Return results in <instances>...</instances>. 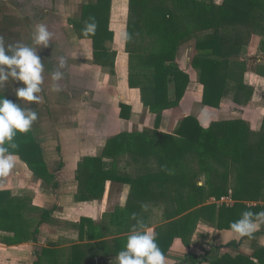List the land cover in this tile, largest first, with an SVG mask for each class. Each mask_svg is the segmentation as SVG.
Instances as JSON below:
<instances>
[{
    "label": "trees",
    "instance_id": "16d2710c",
    "mask_svg": "<svg viewBox=\"0 0 264 264\" xmlns=\"http://www.w3.org/2000/svg\"><path fill=\"white\" fill-rule=\"evenodd\" d=\"M110 1L84 5L81 19L84 29L95 20V31L85 34L92 39L95 61L113 73L116 50L106 45L113 38L108 27ZM128 8L127 82L130 88L139 89L142 104L155 114V126L109 139L103 154L113 159L110 170L104 168L102 157L84 160L87 171L78 198L102 196L110 179L129 184L130 191L125 205L108 215V223L81 218L75 224L82 239L85 235L95 242L84 244V249L73 244L66 264H107L111 255L117 257L136 224L134 213L148 227L155 225L156 242L166 255L177 238L189 245L200 222L230 230L244 211H264V204L259 203L264 201V120L260 130L254 131L243 119L215 120L204 127L186 115L172 133L157 130L162 112L178 105L190 82L176 56L178 47L191 39L195 50L191 66L202 85V103L219 108L225 98L238 105L251 100L253 88L244 76L247 62L238 56L245 45L244 27L250 33L252 29L264 33V0H222L219 4L213 0H128ZM120 107V116L127 118L130 105ZM14 142L18 147L11 152L18 153L36 176L46 179L49 174L41 149L29 134L17 133ZM121 158L132 172L117 174ZM222 196H230L233 203L212 202ZM154 208L161 214L152 222ZM34 211L25 197L0 190V230L8 233L4 237L7 244L34 237L53 209H42L38 220L28 214ZM110 233L117 236L108 242L104 237ZM55 252L50 244L40 255L46 264H57ZM87 253L90 258L84 261ZM252 258L224 255L210 264H264V249ZM41 259L33 264H40ZM191 260L201 261L188 253L186 261Z\"/></svg>",
    "mask_w": 264,
    "mask_h": 264
},
{
    "label": "crops",
    "instance_id": "0c3cea01",
    "mask_svg": "<svg viewBox=\"0 0 264 264\" xmlns=\"http://www.w3.org/2000/svg\"><path fill=\"white\" fill-rule=\"evenodd\" d=\"M96 1L0 0V35L4 36L6 44L21 42L31 45V35L36 24H44L53 34L48 47L33 45L37 47V54L44 64L42 101L36 103L19 100L15 96V89L22 84L11 79L0 88L1 95L18 103L22 108H31L36 113L40 110L41 115L43 114L42 110L45 109L46 115L37 118L29 131L33 135L31 138L41 149V155L49 175L46 177L47 180L39 178L18 153L12 152L14 167L8 174L0 175V190H7L12 196L25 197L26 205L35 208L34 212H30V216L35 220L39 219L35 206L37 201L40 200L39 202L42 203L40 207L47 210L53 209L52 204L55 203L58 207V213L52 212L51 218L52 220L53 218L63 219V223H65V228L61 227L57 234L51 233L42 236L45 232L42 234L38 232L34 237L14 244H7L4 237L8 233L0 230V264H33L37 260L35 258L37 251L40 254L42 249L50 246V244L53 245L56 249L55 253L58 254L57 264H66L73 244H81V248H83L85 247L84 244L95 242L88 241L85 235L82 239L75 224L81 218L90 219L100 225L103 224L101 220L108 223V215L116 208L123 207L126 203L125 198L127 201L130 185L115 179L105 182L102 196L91 199L78 198L79 189L82 188V182L87 171L82 165L84 160L102 157L104 168L110 170L113 159L103 154L106 143L118 134L145 130L143 128L135 130L133 127L126 128V126L138 116L139 107L137 106L141 105L142 109L146 108L145 110L149 112L141 102L139 89L129 88L128 83L125 84L127 81L125 74L128 72L127 56L124 49L118 47H113L116 50L114 74L116 71L120 80H112L116 93L110 90L111 93L107 99L105 97L104 99L100 98L101 100L95 95H103L102 91L109 87L107 85L108 78L104 77L107 72L103 71L107 67H102L94 59L92 39L87 37L85 29L82 27L85 25V21L81 19V11L84 5ZM127 14L128 0L110 1L108 27L113 33L112 40L116 39L115 30L117 27H126ZM112 40L106 41V45L110 46L113 43ZM114 42L116 43L115 40ZM60 57H64L67 62L64 68L59 69L63 72L62 79L55 83L59 85L60 89L63 87L65 91L54 92L51 90L54 83L51 74L58 69ZM250 58L253 59L254 57L250 56ZM247 59L245 58L246 61ZM256 59L258 61V58ZM254 61L252 63H255ZM117 62L120 63L117 64ZM181 69L183 68L181 67ZM191 69L195 71L193 68ZM255 69L253 70L255 71ZM253 70L251 69L245 75V80L253 88L249 105L257 107L260 113L259 127L250 128L258 131L264 120V76L255 73L256 71ZM185 71L190 77V82L180 100L185 102L181 106L184 115L177 118L172 123L173 128L166 132L168 127L164 130L161 129L162 125L167 126L166 122L170 123L166 117L164 118L166 115L164 112L168 111L165 110L161 114L158 131L172 133L177 128L179 121L186 115L194 116L204 127L215 120H247V117L242 114L243 105H238L230 99H223L219 108L204 105L202 103V85L198 82L196 72L193 77L191 70ZM114 74H111V77L114 78ZM194 81L200 84V93L197 91L198 88L194 87ZM120 84L125 85V87H121L122 92H120V88H117ZM71 91H74L76 95L66 97L65 94L68 95V92ZM88 91H92V94L95 95L92 99H88ZM115 97L118 100L116 102ZM120 98L121 100H119ZM125 98L128 100L122 101ZM121 104H127L131 107L127 118L120 116ZM229 104L232 105V110L229 113L233 116L228 118L211 116L215 113L219 115L223 105ZM152 115V128L154 129L155 114ZM202 115L205 117L210 115L208 117L210 120L205 123L201 119ZM114 127L121 128V130L115 132ZM132 171L133 168L125 163V158L119 159L117 174ZM54 183H56L55 186ZM248 203L256 204V202ZM259 203L264 204V201ZM49 222L46 228H50ZM51 228L55 227L51 226ZM114 236L117 234L110 233L104 239L111 240ZM43 240L45 241L43 242ZM39 244L40 248L38 247ZM263 249L264 224H261L259 229L251 235L238 237L231 230H217L207 223L200 222L190 239L189 245H183L182 240L177 238L165 257L167 258L166 264H210V262L224 255L235 257L241 254L252 258L255 252ZM188 253L198 257L201 261L196 260L197 262L193 263L191 260L187 263L186 255ZM89 258L87 253L84 261ZM184 259L185 261H183ZM252 259L256 261V259ZM41 261L42 264H46V259H41ZM108 261L117 264L115 255H111ZM100 262L103 263V260L101 259Z\"/></svg>",
    "mask_w": 264,
    "mask_h": 264
},
{
    "label": "clouds",
    "instance_id": "9594fccd",
    "mask_svg": "<svg viewBox=\"0 0 264 264\" xmlns=\"http://www.w3.org/2000/svg\"><path fill=\"white\" fill-rule=\"evenodd\" d=\"M95 20L86 26V32H94ZM52 33L44 24H36L32 31V44L16 42L6 44L4 36L0 35V88L10 79L19 82L22 86L15 89V96L19 100L39 103L43 97L44 64L37 54L39 47H48ZM128 39L127 34L123 37ZM66 59L60 57L58 69L51 74L54 82L51 90L59 92L61 89L56 81L63 77L59 69L65 67ZM38 116L31 108H22L18 103L0 95V175H6L14 167V160L11 149L18 145L14 142L17 133L28 132ZM126 202V198H125ZM147 210V205L143 206ZM136 219L130 234L127 236L124 248L117 254V264H166V257L156 242V233L144 222ZM261 224H264V211L253 213L244 211L241 217L232 222L230 230L238 237L251 235L257 231Z\"/></svg>",
    "mask_w": 264,
    "mask_h": 264
},
{
    "label": "rangeland",
    "instance_id": "374dc122",
    "mask_svg": "<svg viewBox=\"0 0 264 264\" xmlns=\"http://www.w3.org/2000/svg\"><path fill=\"white\" fill-rule=\"evenodd\" d=\"M213 1L215 3H218L219 4L222 0H213ZM128 11H129V8H128ZM115 31H116V36H115L116 39H114V40L116 41V43L114 42V40H112L113 43L110 44V46L107 45V47L110 50H114V48H117V47L118 48H121V49H124V52H125V54L127 56V61L126 62H127V66H128V53L126 51V40L123 38L124 37V34H126V27L125 26H123V27H117ZM207 32H210V31H207ZM242 33H243V36H244V44L245 45H244V48H243L242 52L238 56V58L239 59L248 58L247 61H246L247 62V71L245 72L244 76L247 73H249L251 71V69L253 70L255 68H256L255 69L256 72L253 70L255 73L264 76L263 75L264 74V68L260 67L261 63L264 62V33L263 32H260V31L253 30V29L251 30V33H250V31L248 29H246L245 27L242 29ZM147 43L148 42H145V44H147ZM194 54H195V50H194V39H191L190 41L185 42V43L181 44L178 47L177 56H176V59H177V62L179 63V66H181L184 71L185 70H191V72L193 74V77L195 76V71H192V69H191L192 68V66H191V60H192V57H193ZM250 56H252V58L253 57L254 58L251 59ZM255 58H258V61L261 62V63H259L257 61V59L255 60ZM252 61H254L255 63H252ZM119 63L120 62H117V64H119ZM102 67L105 68L104 65H102ZM117 69H118V67H117ZM261 69L263 70V72L260 73ZM103 71L104 72H107V75L108 76L105 75L104 77L108 78L107 85H109V87L107 89H105V90L102 91L103 92V95H97V94H95L97 97H99L98 99H100V98H103L104 99L105 97L107 99V97L111 93L110 90H113L116 93V90L114 88V84H113V81L112 80L115 79V81L116 80L120 81L119 78H118V76H117V72L116 71H115V74H114V72L111 73L109 67L103 69ZM128 72H129V67H128ZM128 72L125 74V76H127V77H128ZM111 74L112 75L114 74V78L111 77ZM126 83H128V82L125 81V84ZM198 84L199 83H197V82L194 81V87L195 88H198L197 91L200 93L201 90H199V89L201 88V86H200V84L199 85ZM123 86L125 87V85H123V84H120V85L117 86V88H120V92H122L121 87H123ZM128 87H129V85H128ZM109 88H111V89H109ZM61 90H62V92L65 91V90H63V87L61 88ZM71 92H72V94H71ZM71 92H68V95L65 94V96L66 97H70V96L76 95V93L74 91H71ZM40 95L43 96L42 94H40ZM95 95L92 94V91H88L87 92L88 99H90V98L92 99V97H94ZM130 99H131V96H130ZM114 100H115V102L118 101L116 97H115ZM119 100H121V98ZM125 100L127 101L128 99L125 98L122 101H125ZM184 103H185L184 101H180L176 107L170 108V110L169 109H166V110H168L167 112L165 110H164L165 112L163 111L164 114H166L164 116V118L166 117V119H168L170 123H167L166 122L167 126H165V125L163 126L162 125L161 126L162 127L161 129L162 130H164V129H166V127H168V130H166V132H169L173 128V124L172 123H174L177 118H181V115H184L183 114V110L181 109V106H183ZM249 104H250L249 102H247L246 104H242L244 110H242V109H240V110H242V114L245 117H247V120L248 121L247 120L246 121L248 122V124L250 125V127H252V129H255V128H258L259 127L258 124H259V121H260V116H259L260 113H259V110H258L257 107H255L254 105H249ZM229 105H223V107L220 110L219 115H217V113H215V115H211V116H215L214 118H218V117L219 118H228V117L233 116V114L229 113L232 110L231 109L232 105H230V106ZM137 107H139V109H138V112H139L138 113V116H136L133 119V122L131 124H129V125L126 124L127 125V126L125 125L126 128L133 127L135 130H141L142 128L145 129V130H152L153 129L152 128V126H153V119H152L153 115L152 114L153 113L150 114L149 112H147L145 110L146 108L145 109H142L141 105H139ZM137 107H136V109H137ZM42 113L43 114L41 115L40 114V110L38 111V113H37L38 118H41L44 115H46L45 109L42 110ZM203 115L201 116L202 117L201 119H203V121L205 123L210 120L208 118L210 115L208 117H205ZM47 116H49V115H47ZM44 120H46V119H44ZM121 128H123L122 125H121ZM121 128H115V132H119V130H121ZM147 128H150V129H147ZM26 133L29 134L30 137H33V135L31 134V131H28ZM23 196H24V194H23ZM39 201H37V205H35V206L37 207V210L36 211L38 212V214L40 216V213H41V210H42V208L40 206H42L41 205L42 203L39 202ZM52 206H54L53 213H58V211H57V209H58L57 205L55 203H53ZM60 209H61V207H60ZM154 211L156 213L152 214V217H151L153 219L152 222H154V219H158L159 216H160V214H161V213L160 214L158 213L159 211H157L156 208H154ZM28 214L30 215V212ZM48 221H50L49 222L50 223V226H49L50 228H46V226H48L47 225ZM48 221L45 222V223H42L39 226V232H40V234H42V232H45L44 234H42V236H46V234H49L50 235L51 233L57 234V232L60 231V228L61 227L62 228H65L64 227V224L65 223H63L64 222L63 219L60 220V219H54L53 218V220H52V218L50 216V218H49ZM101 221H102L101 223H103V224L106 223L105 220H101ZM51 226H54L55 228H51ZM154 226H150L149 228L152 229V230H154ZM52 238H55V237H52ZM57 240H59V239L57 238ZM44 241L45 240H43V242ZM108 242H111V241L108 240ZM182 244L185 245L183 242H182ZM38 247L39 248L41 247L40 244H39ZM39 257H43V260H44V256L43 255H40L39 254V251H37V254L35 255V258L36 259L38 258V260H39ZM42 263L43 262L41 261L40 264H42ZM187 263H188V261H187ZM107 264H112V263L108 261Z\"/></svg>",
    "mask_w": 264,
    "mask_h": 264
},
{
    "label": "built area",
    "instance_id": "2783aa9c",
    "mask_svg": "<svg viewBox=\"0 0 264 264\" xmlns=\"http://www.w3.org/2000/svg\"><path fill=\"white\" fill-rule=\"evenodd\" d=\"M212 202L231 204L233 203V200L230 198V196H227V197L222 196L218 200H216L215 198H212Z\"/></svg>",
    "mask_w": 264,
    "mask_h": 264
},
{
    "label": "water",
    "instance_id": "95a60500",
    "mask_svg": "<svg viewBox=\"0 0 264 264\" xmlns=\"http://www.w3.org/2000/svg\"><path fill=\"white\" fill-rule=\"evenodd\" d=\"M264 64V62H262Z\"/></svg>",
    "mask_w": 264,
    "mask_h": 264
}]
</instances>
